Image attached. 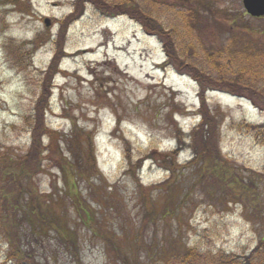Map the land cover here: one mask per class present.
<instances>
[{
  "label": "rangeland",
  "instance_id": "1",
  "mask_svg": "<svg viewBox=\"0 0 264 264\" xmlns=\"http://www.w3.org/2000/svg\"><path fill=\"white\" fill-rule=\"evenodd\" d=\"M22 1L26 5L0 4V176L5 168L17 171L30 151L29 130L37 123L30 125L26 117L36 115L31 110L45 83L49 85L43 70L55 59L61 24L75 2ZM137 2L152 7V14L169 29L175 11H196L192 34L182 29L179 35L199 46L198 57L225 49L240 33L264 45V19L250 18L242 0ZM168 6L174 7L170 17L161 14ZM45 19L52 21L50 27ZM39 36L48 42L25 58L24 67L14 66L11 46L29 44ZM64 50L69 58L62 67L68 73L51 79V112L43 117V124L63 138L32 181L50 212L43 208L39 218L30 208L28 218L23 217L17 210L18 195L0 205V264H164L171 252L194 246L249 254L264 238V134L240 131L238 125L262 126L264 112L224 92L206 96L209 109L221 108L219 149L243 178L248 207L219 202L204 195L198 166L176 171L172 181L171 172H166L172 164L152 151L178 147L176 132L186 138L202 120L193 115L203 106L198 83L167 65L158 37L148 36L130 17L107 19L90 7L68 26L62 58ZM198 60L205 62L204 57ZM49 142L43 137L42 147ZM191 156L184 149L172 161L184 166ZM51 218L57 220L55 229L48 223ZM19 248L24 255L16 258L13 252L19 254Z\"/></svg>",
  "mask_w": 264,
  "mask_h": 264
},
{
  "label": "trees",
  "instance_id": "2",
  "mask_svg": "<svg viewBox=\"0 0 264 264\" xmlns=\"http://www.w3.org/2000/svg\"><path fill=\"white\" fill-rule=\"evenodd\" d=\"M9 3L11 4L0 0V4L4 6L19 7L20 5H26L25 1L22 0H14ZM90 7L96 9L105 18L127 16L132 20H136L143 26L146 34L154 35L160 39L166 52L167 65H173L177 70L185 71L200 87L199 97L203 106H201L198 113L202 118L199 125H196L186 138L185 136L181 138L180 132H176L178 135L176 137L179 143L178 147L175 150L157 154L159 157L161 156L163 163L169 161L172 164V166L166 168L167 172H171L172 181L176 180V171L180 172L185 166H198L200 182L205 183L203 190L205 196L210 199H216L219 202H227L229 205L231 203H241L243 207L247 208V203L244 200L245 194L242 192L244 189L241 186L244 180L238 177V174L231 169L230 159L224 156L221 149H219L221 124L218 114H220L221 108L216 111L209 109L206 106V96L211 91L224 92L247 100L256 109L264 112V45L256 43L248 34L240 33L239 36L232 38L225 49L218 52H204L201 57H198L197 49H200L199 46L196 47L193 42H188L186 39L182 41L183 39L179 35L182 29L192 34L189 28L196 21L198 16L196 11H175L174 24L169 29L162 24L160 16L152 14V7H141L137 0H76L74 2L73 12L61 24L62 32L59 42L56 41L58 49L55 59L51 62L48 69L43 70L50 77L49 85L47 87L45 83L44 91L40 94L37 106L31 110L36 115L32 116L31 114L26 117V121L30 122V125L32 121L37 123L35 127L31 128V131L29 130L31 136L30 151L26 157L20 160V168L17 171L13 169L10 171L5 168L4 175L0 176V182L2 183L0 205L6 206V203L11 201L13 195H18L17 198L21 201L17 203V210L20 208L23 217L28 218L27 210L30 208L32 213H36L39 218H42L43 208L45 211L50 212L49 205L40 202V197L36 195L35 188L33 189L32 181L36 173L40 174L43 172V162L46 159H52L53 153L57 151V145L63 137L57 130L44 125L43 117L45 112H51V106L48 105L54 90V85H51V79L54 80L58 74L66 75L65 72L60 70V63L67 55L64 53L62 58L60 52H62L68 26L81 19ZM173 8L172 6L165 7L162 11L163 13H160L170 17V14L174 13ZM46 42L48 40L43 36H39L33 42L30 41L29 44L12 45L10 49L16 61L14 66L24 67L25 58L34 56ZM202 57L205 58V62L200 63L198 59ZM10 58L12 57L10 56ZM202 66H205V68ZM21 70L26 71L25 68ZM173 123L176 127L175 122ZM238 128L240 131L251 132L250 134H264V125H252L243 122L238 125ZM181 133L183 134L182 131ZM43 137L49 138L50 145L48 147H42ZM184 149H189L192 152V156L191 160L182 166L179 161L173 162L172 160L177 153ZM46 151H49L50 154L45 158L43 154ZM252 173L254 176L256 175L255 172ZM250 183L254 184L253 179H250ZM251 216L256 218V212H253ZM51 220L48 223L55 229L58 224L57 220L52 218ZM20 222L22 223L23 221L20 220ZM57 227L59 228V226ZM59 232L62 235L60 228ZM68 236L67 234L65 238H68ZM62 237L64 236L62 235ZM9 243L13 245L11 242ZM13 254L16 258L24 255L21 248H19V254L14 252ZM168 257V259L165 257L162 260L164 264H264V238L258 242L257 246L249 254L244 255L225 252L215 253L204 251L194 246L186 248L184 252L173 251ZM153 260L154 258L150 261ZM10 261L12 262V259Z\"/></svg>",
  "mask_w": 264,
  "mask_h": 264
},
{
  "label": "water",
  "instance_id": "3",
  "mask_svg": "<svg viewBox=\"0 0 264 264\" xmlns=\"http://www.w3.org/2000/svg\"><path fill=\"white\" fill-rule=\"evenodd\" d=\"M243 6L250 17L264 18V0H243ZM45 25L50 27L51 21L46 19Z\"/></svg>",
  "mask_w": 264,
  "mask_h": 264
}]
</instances>
